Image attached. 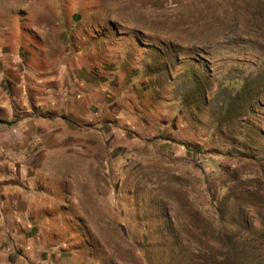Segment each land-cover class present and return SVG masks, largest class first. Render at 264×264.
I'll use <instances>...</instances> for the list:
<instances>
[{"label": "rangeland", "instance_id": "1", "mask_svg": "<svg viewBox=\"0 0 264 264\" xmlns=\"http://www.w3.org/2000/svg\"><path fill=\"white\" fill-rule=\"evenodd\" d=\"M0 264H264V0H0Z\"/></svg>", "mask_w": 264, "mask_h": 264}]
</instances>
